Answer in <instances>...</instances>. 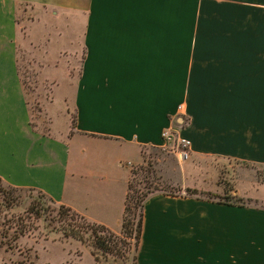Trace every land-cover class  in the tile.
<instances>
[{
	"label": "crops",
	"instance_id": "0c3cea01",
	"mask_svg": "<svg viewBox=\"0 0 264 264\" xmlns=\"http://www.w3.org/2000/svg\"><path fill=\"white\" fill-rule=\"evenodd\" d=\"M205 3L0 0V178L7 184L41 190L121 232L131 179L124 160L141 164L145 150L164 148L174 121L192 139L187 160L162 166L183 191L146 201L136 264H264V206L224 201L219 183L207 186L208 165L218 175L220 162L264 168V54L254 65L252 46L263 40L264 1L213 0L225 11L212 22ZM25 4L38 10L36 20L20 22ZM20 49L52 86L47 127L34 121ZM189 187L217 194H187ZM76 241L95 259L92 246Z\"/></svg>",
	"mask_w": 264,
	"mask_h": 264
},
{
	"label": "rangeland",
	"instance_id": "374dc122",
	"mask_svg": "<svg viewBox=\"0 0 264 264\" xmlns=\"http://www.w3.org/2000/svg\"><path fill=\"white\" fill-rule=\"evenodd\" d=\"M252 1L260 2L264 0ZM216 8L213 0H207L204 8V17L207 21L212 22L216 14L221 16L225 11L224 9L216 10ZM226 11L228 12V8H226ZM37 14V9L25 4L20 8L19 20L21 23L36 20ZM255 21L258 22V20ZM204 29L205 32L212 31V28H207V24ZM252 46L256 57H254V65L256 63L260 64V54H264V36L262 42L257 45L254 42ZM19 65L33 111L34 121L42 127H47L49 121L44 114V108L47 101L51 98L52 86L47 81L45 82L36 59L34 60L23 49L19 50ZM81 69L77 68L78 74H80ZM62 92L63 87L58 88L57 96ZM183 127H186V124ZM129 161H131V165ZM133 161L137 160L133 157L124 160L125 166L131 168L132 196L135 197L132 199L133 208L128 216L129 226L126 231H124V228L121 232L113 230L116 234L114 236L115 241L111 242L113 250L108 253L99 250L100 261L97 260L95 255L94 259L90 253L84 255L82 249L76 247V244H79L76 241L78 239L65 235L58 220L60 204L46 198L43 199L48 208V213L41 219L36 218L31 212V202L36 200V198L39 199L41 193L24 189L13 192L14 196L20 198V205L8 208L4 204L3 190H9L10 186L0 179V264H134L139 249L137 236L143 212L141 205L136 207L137 198H142L149 192L176 191L181 193L179 191L183 190L180 187L172 186L165 178L162 170L165 164L169 162H174L175 164L181 162L173 149L164 147L145 150L143 163L134 164ZM208 167L207 169L210 173L207 175V186L217 187V183H219L221 186L219 191L225 196L224 201L264 206L263 167L254 163L238 161L220 162L218 165L221 170L219 175L215 172L216 165H208ZM164 172H166L168 177H179L178 173L169 171L166 167ZM185 192L188 194L187 190ZM199 193L206 197L217 194L214 191L204 189ZM19 224L31 228L30 232L22 236L14 248L3 246L2 241L5 240V232L9 231L11 235L14 234ZM79 242L92 246L91 241L83 242L79 240ZM92 248L94 247L92 246Z\"/></svg>",
	"mask_w": 264,
	"mask_h": 264
},
{
	"label": "trees",
	"instance_id": "16d2710c",
	"mask_svg": "<svg viewBox=\"0 0 264 264\" xmlns=\"http://www.w3.org/2000/svg\"><path fill=\"white\" fill-rule=\"evenodd\" d=\"M2 179V178H0ZM3 180V179H2ZM4 181V180H3ZM5 182V181H4ZM6 183V182H5ZM9 185V184H8ZM10 186L9 190H3L4 193V201L5 206L8 208H13L17 205H20V198L14 196V191L18 190H24L28 189L29 191H39L41 193V197L36 198V200H33L31 202V212L35 215L36 218H43L48 213V208L46 207V204L43 202V199H49L53 201L55 200L50 197L48 194L44 193L41 190H37L34 188H19L15 186ZM132 188L133 184L132 181H130L129 184V194L127 197V208H126V214L123 221V228L126 231L128 225V216L129 212L132 210V199L135 198L132 196ZM188 194H198L199 190L194 188H187ZM154 192L146 193L142 198L139 197L136 200V207L139 205L142 206V217L141 222L139 226V234L137 236L138 238V244L140 245L142 233H143V226H144V208L146 201L148 200L149 196ZM170 193H177L176 191H171ZM213 197V196H212ZM211 197V198H212ZM22 202V201H21ZM58 220L60 221L62 225V230L64 231L65 235L68 237H73L78 240H81L83 242L91 241L93 248V253L96 256L97 260L100 261L99 256V250L104 251V253H108L113 250V246L111 242L115 241V233L112 229H110L108 226L99 224L96 222H92L89 220L86 216L74 211L71 207L61 204L60 205V211H59V217ZM31 228L24 226L23 224H19L17 229H15L14 234H10L8 231L5 232L4 239L2 241L3 246H7L8 248H14L15 244L19 241V239L29 233ZM118 237V236H116ZM137 258V257H136ZM136 264V260L135 263Z\"/></svg>",
	"mask_w": 264,
	"mask_h": 264
},
{
	"label": "built area",
	"instance_id": "2783aa9c",
	"mask_svg": "<svg viewBox=\"0 0 264 264\" xmlns=\"http://www.w3.org/2000/svg\"><path fill=\"white\" fill-rule=\"evenodd\" d=\"M163 138L165 147L173 149L181 161H185L191 156L193 141L183 133L178 122L174 121L172 126L164 130ZM129 164L132 163L129 162Z\"/></svg>",
	"mask_w": 264,
	"mask_h": 264
}]
</instances>
